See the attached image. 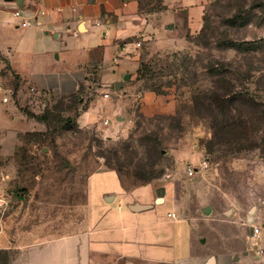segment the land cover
<instances>
[{
    "label": "rangeland",
    "instance_id": "obj_1",
    "mask_svg": "<svg viewBox=\"0 0 264 264\" xmlns=\"http://www.w3.org/2000/svg\"><path fill=\"white\" fill-rule=\"evenodd\" d=\"M191 35L170 51L138 47L140 71L120 89L102 87L94 72L81 94L67 97L21 83L0 58V196L7 201L0 264H18L29 246L81 232L89 178L108 169L127 190L165 184L163 193L184 213L215 220L209 249L232 260L235 220L244 232L249 214H264V0H208ZM241 41L259 43L231 45ZM235 86L249 100L221 113L216 90ZM235 114L251 120L253 131L208 148L219 139L213 123Z\"/></svg>",
    "mask_w": 264,
    "mask_h": 264
},
{
    "label": "crops",
    "instance_id": "obj_2",
    "mask_svg": "<svg viewBox=\"0 0 264 264\" xmlns=\"http://www.w3.org/2000/svg\"><path fill=\"white\" fill-rule=\"evenodd\" d=\"M207 2L0 0V58L18 81L56 97L78 94L94 72L108 87L138 71L142 44L170 51L177 41L187 42L202 27ZM16 11L29 26H21ZM165 187L149 183L127 190L116 170L93 173L85 228L29 246L18 264H264L257 253L264 249V229L260 240L252 229L264 214H249L244 232L241 218L235 220L230 260L209 249L215 220L184 213ZM136 204L149 206L134 210Z\"/></svg>",
    "mask_w": 264,
    "mask_h": 264
},
{
    "label": "trees",
    "instance_id": "obj_3",
    "mask_svg": "<svg viewBox=\"0 0 264 264\" xmlns=\"http://www.w3.org/2000/svg\"><path fill=\"white\" fill-rule=\"evenodd\" d=\"M191 34H188L187 38L188 40H191ZM234 43V42H232ZM258 41H241V42H235L234 44H231L233 46H235V49L237 50H241V49H253L254 47H256L258 45ZM245 51V50H244ZM140 71V67L138 69V72ZM83 89V88H82ZM82 89L80 90V92L78 94H81ZM225 89V88H223ZM228 89V88H226ZM224 90H216V94H215V98H214V104L216 106V108L221 110V113H223L226 109V111L231 108L233 109V103L235 101V112L238 111V103L237 102H246L247 100H249V96H246L245 94L242 93V91L237 90L236 86L235 88L231 89L230 91H224ZM222 92V93H221ZM74 95V94H73ZM221 107V108H220ZM251 120H249L248 118H243L242 115H236L235 114V119L234 121L230 122L229 119L224 118L222 121H220L219 123H213V125H215V127L220 126L219 127V139H218V135L216 137L215 141H211L209 143L208 148H210L213 145L216 144H222L224 143L225 139L228 138L226 140V142L231 141L232 139H234V141H237L238 139H240L241 136L243 135H247L249 133H251L253 131V128L251 127ZM221 135V136H220ZM110 166V165H108ZM122 180V178H121Z\"/></svg>",
    "mask_w": 264,
    "mask_h": 264
},
{
    "label": "built area",
    "instance_id": "obj_4",
    "mask_svg": "<svg viewBox=\"0 0 264 264\" xmlns=\"http://www.w3.org/2000/svg\"><path fill=\"white\" fill-rule=\"evenodd\" d=\"M14 17L21 19V23L20 24H21L22 27H27V26L30 25V22L25 17L22 16V14H21L20 11H16L14 13ZM76 35H78V32L76 33ZM140 45H141V43L138 42V46H140ZM2 89L3 88L0 86V90H2ZM105 97H109V94L106 93L105 94ZM3 101L4 102H7L8 101V97L7 96H4L3 97ZM104 124L105 125H109L110 124V120L109 119H105L104 120ZM196 172H197V169L195 167L189 166L187 168V175L188 176H193ZM6 205H7V201L3 197L0 196V208L5 207ZM263 223L264 222L255 223L252 226V229H253V237L256 240H260L262 238V231L264 229V224ZM257 253H258V255H264V249L263 248H259L257 250Z\"/></svg>",
    "mask_w": 264,
    "mask_h": 264
},
{
    "label": "water",
    "instance_id": "obj_5",
    "mask_svg": "<svg viewBox=\"0 0 264 264\" xmlns=\"http://www.w3.org/2000/svg\"><path fill=\"white\" fill-rule=\"evenodd\" d=\"M130 74H126L125 76H124V80H129L130 79ZM122 81L121 82H117L116 84H115V88H116V90H118V89H120L121 88V85H122ZM163 200V198L162 197H159L158 199H157V202H161ZM149 205H140V204H136V205H134L132 208L134 209V210H140V209H142V208H146V207H148ZM255 208H253V210H254ZM210 211H211V207L210 206H206L205 208H204V212L205 213H210ZM210 264H212V263H210Z\"/></svg>",
    "mask_w": 264,
    "mask_h": 264
}]
</instances>
